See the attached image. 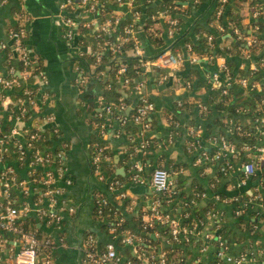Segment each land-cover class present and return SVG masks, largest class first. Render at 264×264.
<instances>
[{
  "label": "crops",
  "instance_id": "1",
  "mask_svg": "<svg viewBox=\"0 0 264 264\" xmlns=\"http://www.w3.org/2000/svg\"><path fill=\"white\" fill-rule=\"evenodd\" d=\"M65 1L8 0L7 4L0 8V45L6 43L10 49L13 42L8 38L9 27L17 23L16 14L23 12L27 17L25 42L46 76L44 84L41 83L39 76L28 81V85L37 88L39 96H42L40 98L38 96L34 111L22 122L16 121L14 108L9 109L12 105L10 100L4 102L3 107H0L3 125L7 127L10 122V127L24 129L35 128L40 122L45 129L56 127L60 134L58 137L51 136L52 143L56 140L58 145L66 149L63 162L66 172L59 182L63 189L58 206L61 221L58 224L47 223L39 221L34 214L29 216L36 220V228L41 237L52 238L53 264H93L85 258V240L93 235L98 247L103 249L114 239V232L108 224V213L103 214L104 218H98L94 213L100 194L105 195L121 216L130 222L134 232H144L137 229L135 219L140 217L142 221L147 222L151 206L156 200H160V193L150 184L151 173L159 166L171 170L173 188L175 190L178 188L176 190L178 194L175 197L178 210L176 211V207L173 206L174 202L167 207L163 206V209L170 211L182 222L189 240L180 243L172 242L169 230L159 222H156L153 231L148 233L151 234L150 238H142L135 233L137 239L134 245L121 241L123 236L133 234L131 230L124 231L121 238L118 241L115 240L121 258L119 264H136L138 262H135V256L140 259V263H150L151 260L157 262L159 254L163 251L167 253L171 251L172 264H182L181 260H185L184 264H212L219 259L218 252L221 249L219 235L228 245L225 258L219 259L223 261V264H231L227 263V256L244 257L242 264H264V179L259 178L256 183L253 182V186L251 185L253 177L243 182L245 175L242 165L246 162L244 156L245 154L250 156L252 151L231 158L233 166L226 170L222 169L223 160L206 162L202 165L197 163L198 155L203 150L211 156L218 150V146L213 143L215 137L218 139L225 137L238 147L241 146L238 143L239 140L230 138L234 134H230L227 127L212 123V118H209L210 107L205 104L211 95L220 91V87L214 83L211 76L224 63L226 64V58L217 56L215 69L206 70L200 78L203 83L199 85L198 81H192L186 78V75L184 76L182 73L184 64L175 76L170 75L166 79L162 78L168 73L164 69L158 67L144 69L137 76L138 81L144 82L143 88L138 90L124 84L119 78L118 90L122 93L125 106H120L115 113L121 118L127 116L132 119L131 110L145 95L156 103L157 110L153 114L155 119L152 118V127L148 132L152 144L150 147H143L142 126L132 121L122 125L118 120H114L105 127L104 135H101L100 131L105 120L102 116L104 107L98 102L97 96H103L111 68L106 66L105 70L98 71L97 64L90 62L88 56L93 55L94 50L91 45L84 44L83 38L93 34L92 30L82 33L77 28L73 40L68 41L65 38L66 29L61 21L64 15L71 16L78 22L95 18V15L90 13L87 15L81 7L77 8L78 6L64 12L61 4ZM161 1L154 0V5L158 6ZM210 1L207 0L206 5H209ZM192 4L193 8L185 21H180L181 14L179 16L177 12L172 14V17L179 21L174 29L168 17H157L154 23L150 24L149 32L158 38L165 39V44L161 47H157L149 34L144 31L149 18L147 14L145 13L141 20L136 21L138 29L135 36L147 59L155 58L161 49L182 52L177 46L179 42L189 37H197L194 26L210 7L199 8L195 3ZM244 6L248 15L243 19V23L246 27L250 26L248 32L251 33L254 30L252 22L259 17L261 7L256 6L251 12L253 9L251 0ZM111 9L117 10L116 14L123 15V19L131 17L126 5ZM254 12H258V17L254 15ZM212 24L217 27L218 34L222 36L218 28L219 22L216 20ZM226 36L231 35L228 33ZM227 43H222L221 47ZM188 45L186 43L183 47V53L187 62L195 64L196 62L192 63L188 60L190 56ZM7 50L0 48V72L4 73L9 65L6 52L10 50ZM104 52L109 60L118 57V51L114 52L108 48L106 50V46ZM128 54L133 55V50ZM263 58L264 55L253 56L245 52V59L240 63L239 69L260 71L264 74V68L260 65ZM15 64L19 66L17 61ZM237 71L236 74H238ZM82 75L89 77L86 83L81 82ZM188 81L191 82L190 85ZM258 90L264 92V86L261 83ZM250 101L253 100L250 98ZM180 102L187 103L182 111L176 109ZM200 102L207 109H201L198 105ZM250 111L247 113L240 111L239 117L245 124L250 121ZM224 114L214 112L213 116L223 118ZM44 117H52L53 121L43 123L44 119L42 121L40 119ZM234 118H228V122L234 124ZM210 123H212L211 128H208ZM193 127L199 129L196 135L191 134ZM98 137L105 141V148L113 154V159L110 158L109 162L112 163L114 173L107 172V180H100L92 165L94 147L98 143L95 139ZM192 142L197 143L198 147H193ZM263 142L264 140L257 141L258 144ZM137 165L143 167L141 173L145 182L134 181L133 176L138 172ZM111 180H119L122 186L118 190H110L109 181ZM179 180H184L182 191L184 196L180 193ZM139 185H145L148 192H132L131 188ZM197 189H200L201 193L196 191ZM216 189L226 196L216 194ZM121 193L125 195L122 196ZM191 194L199 197L198 200H187V196ZM15 195L20 200L19 203L24 198L20 191H15ZM34 198L32 194L26 200H29L27 202L31 205ZM209 204H213V208L203 213ZM196 207L198 208L193 210L192 214L188 211ZM246 210L256 222L252 225L245 224L242 229H238L237 238L231 237V244H228L225 234H220L218 229L225 224H231L234 227L235 220L243 216ZM195 211H198L199 215ZM206 233H211L212 237L207 238ZM169 247L170 251L167 250Z\"/></svg>",
  "mask_w": 264,
  "mask_h": 264
},
{
  "label": "built area",
  "instance_id": "2",
  "mask_svg": "<svg viewBox=\"0 0 264 264\" xmlns=\"http://www.w3.org/2000/svg\"><path fill=\"white\" fill-rule=\"evenodd\" d=\"M135 0H108L107 3H100V0H66L61 4L62 10H73L76 6L87 13L95 15L93 19H85L82 22H78L71 16L64 15L61 19L63 26L65 27L64 36L68 41L74 39L76 30L81 24L88 30H92L93 33L100 30L105 35V45L110 50L118 51L119 45L127 43L131 40L134 41L135 46L133 49V55L140 59V65L138 74L146 68L158 67L162 70H166L167 74L162 78L166 79L170 75L175 76L179 68L187 60L183 52L174 49H165L158 53L153 59H147L144 56V51L140 46V42L135 36V31L132 24L125 25L123 32H119V26L123 20V15L116 14L117 10L109 15L100 14L98 11H103L105 6L113 4L126 5L131 17L134 21H139L143 18V13L140 10L133 8ZM151 1V0H150ZM189 1V0H188ZM195 3H199L201 0H193ZM228 0H221V4L218 9L217 17L223 13L225 4ZM8 0H0V8L7 4ZM117 2V3H116ZM176 2V0H174ZM107 4V5H106ZM172 8V7H171ZM170 7L163 9L157 15H153L152 19L157 17H168L172 28H176L179 24L177 18L172 17V9ZM174 9V6H173ZM98 13V14H97ZM258 12H254V15L258 17ZM18 21L15 25L9 27L8 38L12 40V48L8 51V45L2 43L1 49H6L7 60H9L8 70L0 72V107H3L5 101L10 100L12 103L9 108H14V117L18 123L31 114L37 106L38 90L28 85L30 72L37 71V75L41 78V83H45L46 76L38 65L37 58L33 55L31 49L25 42L27 35L26 24L27 17L23 12H18ZM218 21V20H217ZM219 22V21H218ZM218 28L220 32H224L225 28L219 22ZM254 30H258V26H254ZM234 32L239 35V38H244L240 30L235 27ZM113 36L115 41L107 40V37ZM100 37V35L98 36ZM247 44L250 46L255 44L257 40L253 36L245 37ZM209 43L213 46V36L208 37ZM117 42V44L115 43ZM188 52L190 53L189 59L192 63L198 61V55L192 51V46L188 45ZM93 54L97 56L96 64L102 61V51H94ZM206 59H213V56H206ZM17 61L15 63L11 62ZM260 65L264 68V58ZM126 67L123 65L118 69V73L121 74L120 78L124 84L128 85L133 79L123 76L126 72ZM214 83L220 87L223 94H227V88L233 84H239L243 89L251 87L252 89H258L259 82H253L252 74L250 76L234 78L231 76L227 64H223L219 70L211 76ZM89 77L87 75L81 76V82L86 83ZM135 87L137 90L143 88L144 82L138 81L137 77L134 79ZM188 81V85H190ZM25 86L20 92H17L21 86ZM19 94L16 99L11 97V94ZM42 95L39 96V98ZM98 102L104 107L102 116L105 118L102 125L101 135H104L105 127L109 126L112 121L118 120L122 125H125L132 121L133 123L142 126V140L143 147H150L152 144L151 137H149V131L152 127L153 114L157 110L156 103L149 99L146 95L141 98L139 103L134 107L135 114L130 119L127 116L120 117L112 111V104L108 103L104 96H97ZM124 102V99L121 98ZM263 101H257L258 106L257 117L250 118V125L254 128V132H246L249 136H255L253 142L250 138L249 141L242 146H237L229 139L221 137L220 139L214 138L213 143L218 146V150L211 156L206 150H203L198 155L197 163L204 164L206 162H214L223 160V170L231 168V158L234 156H240L243 152H251L250 161L243 163L245 180L250 179L256 175V172L262 175L264 179V142L258 144L257 141L264 140V114H261ZM201 109H207L203 103L198 104ZM121 106H125L124 103ZM178 106H182L180 102ZM2 109V108H1ZM0 109V111H1ZM29 114V115H27ZM44 119V120H43ZM43 123L52 122V117L41 118ZM23 127H11L6 128L3 125V117L0 114V264H53V258L51 255L53 241L51 237H38V229H26L23 223L26 222L30 214L41 222L56 223L61 221L58 206L60 205L59 198L63 193L62 187H60V180L64 178L66 169L64 167V160L66 156V149L64 146L58 145L55 140L52 144H44V139H48L47 131H51L49 137L60 134V131L55 128L45 129L42 127V123H38L35 128ZM242 125L233 124L228 127L230 134H235L236 131L241 132ZM198 128H192L191 134L198 132ZM242 133V132H241ZM52 136V137H51ZM38 140H42L41 145L36 143ZM193 147H198L197 143L192 142ZM105 146L99 143L95 144L94 153L92 155V165L95 174L100 180H107L108 174L103 166V162L108 159L105 154ZM231 156V157H230ZM137 173L133 176L136 182H145V178L142 175L143 167L136 166ZM173 173L171 170L163 167H156L151 173L150 184L159 193H166L174 191ZM110 190H118L122 184L119 180L109 181ZM68 183L70 181L68 180ZM15 191L22 192L23 200H20L15 195ZM34 194L35 198L33 202H27V197ZM122 196L125 194L121 193ZM97 202L103 206L111 205L110 200L105 195H98ZM73 210V209H72ZM100 214H105L103 210H99ZM124 218L121 216L118 218L116 225L119 226L123 222ZM144 221V220H143ZM159 222L163 226H166L169 230L170 238L174 243H180L189 240L186 237V228L182 225V222L176 218L170 211L163 209V204L160 200H156L151 206L149 213V219L144 221L145 227H154L155 223ZM117 226L112 227V231L115 232ZM207 238H211V233H206ZM121 236L114 235V239L109 242L105 250H101L98 247L96 238L90 235L85 240V258L93 264H119L121 258L118 254L116 241ZM137 236L129 233L121 238V241L125 244L134 245ZM116 240V241H115ZM221 249L218 252V258L222 260L225 258L228 245L221 235L218 236ZM154 258V257H153ZM152 258V259H153ZM227 263L242 264L244 257H226ZM223 261H219L217 264H222ZM138 264V263H136ZM139 264H169L168 253L163 251L159 254L157 262H147Z\"/></svg>",
  "mask_w": 264,
  "mask_h": 264
},
{
  "label": "trees",
  "instance_id": "3",
  "mask_svg": "<svg viewBox=\"0 0 264 264\" xmlns=\"http://www.w3.org/2000/svg\"><path fill=\"white\" fill-rule=\"evenodd\" d=\"M101 4L103 3H107L108 0H100ZM249 0H228L225 4V8L223 13L220 15V17H217V13H218V9L219 6L221 4V0H211L209 5H206L207 0H201L199 3H195L193 0H176V2H174V0H162L159 5L157 6V4L154 5V0H135L134 1V5L133 8L142 11L143 16L146 13L148 20H147V26L144 28V31L146 33L149 34L150 38H152V41L155 42V45L157 47H161L165 44V39L163 38H158V36L156 37L155 35L151 34L149 32V27L151 26L150 24L154 23V19H152L153 15H157L160 10L162 9H166V8H171L172 9V13L177 12L176 14H178L179 19L181 22L185 21V18L187 16H189L191 9L193 8V4L195 3L196 7H201L204 6L206 8V6L210 7L209 10L203 15V18L201 20H198V22L195 24L194 26V33H196L197 37H192V38H186L185 40H181L179 42V44L177 45L178 48H180V50H182L183 52V47L186 45V43L190 44L192 46V51L194 53H196L198 55V61L195 64H191L189 62H185L184 63V69L182 71V73L184 74V76L186 75V78L191 79L192 81H198V85L200 83H203L202 80H200V78L202 77V74H204V72L206 70H211V69H215V58L217 56H224L226 58V64L229 68L230 74L231 76H233L234 78H241V77H248L250 76V74H252L253 78V82H259L262 84V86H264V74H262L260 71H253V70H245V69H239V65L240 63L245 59V52H249L251 53L253 56H257L259 54L264 55V0H251V5H253V9L251 12H253V10L255 9L256 6L261 7L259 10V17L254 20L252 22L253 26H258V30H253L251 33L248 32V29L250 26L246 27L245 24L243 23V19L248 15L247 11H246V7L244 6L246 2H248ZM190 2V3H189ZM117 3V2H116ZM208 3V2H207ZM103 5V4H102ZM107 5V4H106ZM118 7V4H113L110 6H105L106 8H104L103 11H98L100 14H105V15H111L114 11V7ZM174 6V9H173ZM185 8V9H184ZM188 9V10H187ZM187 10V11H186ZM98 14V13H97ZM218 20L222 26L225 28L224 32H221V34H223L222 36L218 34V29L217 27H214L212 22ZM128 24H132L133 25V29L136 32L138 29V25L136 22H134V19L132 17H127L124 18L121 22L120 28H119V32H123V27L125 25ZM237 27L242 36L248 37V36H253L257 42L255 44L252 45H248L247 41L244 38H239V35H237L234 32V28ZM80 32H85L86 30H88V28H85L83 24L80 25L79 27ZM230 33V37H227L226 34ZM100 35V37H98ZM212 35L213 36V46L210 45L208 37ZM105 35L102 34V32L100 30L95 31L93 34H89L87 37L83 38L84 44L85 45H91L94 51H102V61L97 63L98 66V71H102L105 70L106 66H109L111 68V74L110 77L106 83V90L103 94L104 98L106 99V101L108 103L112 104V111L116 112L118 111V108L121 106L122 102L121 98H122V93L118 90V79L121 77L118 73V69L121 66H125L126 72L123 76L125 77H129L130 79H133L130 84L129 87H133L135 85L134 79L139 75L138 74V70H139V65H140V59L136 56L130 55L128 54L129 51L134 49L135 43L133 40L127 42V43H123L121 45H119V50H118V54H117V58L113 59V60H109L106 56H105V52H104V45H105ZM107 40H114L115 38L113 36L107 37ZM227 43L225 46L221 47L222 43ZM117 44V42H115ZM164 49V48H163ZM8 50H10L8 48ZM162 51V49L160 50ZM261 51V52H260ZM206 56H213V59H204ZM90 59V62H94L96 63L97 61V56L95 54L88 56ZM15 63L11 62L10 64ZM236 70H238V74H236ZM37 71H31L30 72V77L29 80H31L32 78H36L37 75ZM23 88H25V86H21L19 89H17V92H20V89L22 90ZM228 92L227 94H223L222 90H220L219 92H216L214 95H211L208 100L207 103H205L206 105H208L210 107V119L212 120L213 124H217L220 127H230L233 124H230V122H228V118H234V116H236V118H234V124L238 125H242V130L241 132L236 131L234 136H231L230 138H235L236 140H239L238 143L242 146L243 144L247 143V142H251L249 141L250 138L252 139V141H255V136H249L246 132H254V128L250 125V123L245 124L244 122H242L241 118L239 117L240 115V111H244L245 113H247L248 111H250V117L255 118L257 117V109L258 106L256 105L257 101H263L262 104V111L261 114H264V92L263 91H259L258 89H252L251 87H247L246 89H243V87H241V85L239 84H233L230 87L227 88ZM13 99H16L17 97H19V94H11ZM250 98L253 101H250ZM187 105V103L182 104V106H176V109L182 111L185 106ZM219 113V114H224L223 118H221L220 116L214 117L213 114L214 112ZM132 112V116L135 114V108H133L131 110ZM29 115V114H27ZM227 115V117H226ZM155 119V117L153 118ZM153 122V120H152ZM212 123H210L208 125V128H211ZM11 128L10 127V122L8 124V126L6 127ZM224 131V129L222 130ZM45 134H48V139H44V144H51L52 140L49 137V134H51V131H47ZM100 145H105V141L102 140V138H97L95 139ZM42 140H38L36 143H38L39 145H41ZM105 154L108 157V160L106 159L103 162V166L104 168L107 170L108 174L110 173H114V170L112 169V163L110 164L109 159L111 158V160L113 159V154L108 151V149H105ZM245 152L242 153V155H244ZM252 159V157L248 156L247 154H245L244 156V161H250ZM159 167H163L164 166H159ZM112 171V172H111ZM260 176V177H259ZM262 175L259 174L258 172H256V175L253 177V181L251 183V185L253 186V182L256 183L257 181H259V178L262 179L261 177ZM183 181L179 180L180 183V189H181V195L184 196V192H182L184 190V185H183ZM201 190H203L202 188H200ZM200 189H197L196 191H199ZM178 190V188L176 189ZM174 189V191H170V192H166V193H160V200L163 204L164 207H167V205L169 206L170 204H172L173 202V206L176 207V211L178 210V206H176L175 204V197L177 196V192ZM216 194H220L221 196H226V194H224L222 191H220L219 189H216ZM201 193V191H199ZM199 197L191 194L189 196H187V200H191V199H195L198 200ZM213 204H209V206L203 211H209L211 210ZM196 208H192V210H188L191 212H193V210L197 209ZM99 210H103L105 214L108 213L109 217V225L111 227L117 226L116 222L118 220L119 217H121L120 212L114 208V206L111 204L109 206H103L101 203L96 202L95 205V215L98 218H104L105 215H102L99 213ZM197 215H199L198 211H195ZM236 219V218H235ZM136 223H137V229H139L140 231H144V232H134V230H132L131 226H130V222L126 219L123 220V222L117 226V229L114 232V235L117 236H121L122 233L124 231L127 230H131L133 231V234H137L139 237H146V238H150L151 234H148L149 232L153 231V228L150 227H145L144 222L141 220V218H136ZM256 221L250 217L248 215L247 210L245 211V214L241 217H239V219L235 220V226L233 227L231 224L229 225H222L219 229L218 232L220 234H225V237L228 239V244H231V237H235L237 238V230L238 229H242L243 226L246 224H254ZM23 226L26 229H37V222L34 218H28V220L26 222L23 223ZM203 227V225H202ZM38 237H41V234L39 233V231L36 232ZM135 234V235H136ZM144 247V246H143ZM106 248H103L101 250H105ZM167 250H171V248H167ZM169 255V264H172V253L170 251V253H168ZM135 262H138V264L140 263V259L138 257H134ZM156 262V260H154ZM219 262V259H217L216 261H214V263L212 264H217ZM181 263L184 264L185 260H181ZM44 264V263H41ZM223 264V263H222Z\"/></svg>",
  "mask_w": 264,
  "mask_h": 264
},
{
  "label": "water",
  "instance_id": "4",
  "mask_svg": "<svg viewBox=\"0 0 264 264\" xmlns=\"http://www.w3.org/2000/svg\"><path fill=\"white\" fill-rule=\"evenodd\" d=\"M132 192L134 193H144L146 192L148 189L145 185H139V186H135L131 188ZM148 192V191H147Z\"/></svg>",
  "mask_w": 264,
  "mask_h": 264
}]
</instances>
